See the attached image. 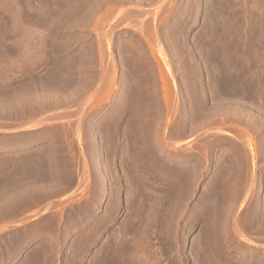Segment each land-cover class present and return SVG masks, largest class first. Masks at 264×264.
Returning <instances> with one entry per match:
<instances>
[{
    "label": "rangeland",
    "instance_id": "374dc122",
    "mask_svg": "<svg viewBox=\"0 0 264 264\" xmlns=\"http://www.w3.org/2000/svg\"><path fill=\"white\" fill-rule=\"evenodd\" d=\"M0 120L75 180L0 216V264H264V0H0Z\"/></svg>",
    "mask_w": 264,
    "mask_h": 264
},
{
    "label": "crops",
    "instance_id": "0c3cea01",
    "mask_svg": "<svg viewBox=\"0 0 264 264\" xmlns=\"http://www.w3.org/2000/svg\"><path fill=\"white\" fill-rule=\"evenodd\" d=\"M34 121L35 122L30 121V124L41 123L40 125L36 126L35 129L42 126V122L38 120ZM0 123L4 124L3 121ZM27 125L23 126L22 128L15 129V132H9L4 135L0 133V170L5 166L7 167L9 163V166L12 169L34 170L36 178L34 179L35 181L30 180L29 183L24 182L23 184H20V181H15L13 185L0 184V216H18L20 214L19 206L17 205L18 202H30V204H36L39 201L48 200L53 196H57L59 193L67 194L75 186L74 182L71 185H67V181L59 182L57 177L58 172L56 171L55 173H52V170H57L59 168V163L63 164L68 159V155L65 151L55 150L53 149V146L49 150H42V147L35 146L33 152H28L27 147H25L23 150L15 151V149H13L8 154L4 153L5 149H3V147H5V144L8 141H11L12 138L28 136L30 135L28 133L35 131L34 127L26 128ZM6 155L14 158V160L10 161L12 165L10 162L4 160ZM48 176L53 177L57 182L50 181V177ZM11 188H14L15 190L11 192ZM6 191L9 193L14 192V197H12L13 199L8 200V197H6L7 193L4 194Z\"/></svg>",
    "mask_w": 264,
    "mask_h": 264
},
{
    "label": "bare ground",
    "instance_id": "6f19581e",
    "mask_svg": "<svg viewBox=\"0 0 264 264\" xmlns=\"http://www.w3.org/2000/svg\"><path fill=\"white\" fill-rule=\"evenodd\" d=\"M96 29H97V28H96ZM97 30H98V29H97ZM99 33H100V32H99ZM101 33H102V32H101ZM171 38H172V37H171ZM179 38H180V37H179ZM155 39H157L156 36H155ZM172 39H173V38H172ZM154 41H155V40H154ZM155 43H156V41H155ZM154 57H155V56H154ZM166 59H167V58H166ZM165 63H166V62H165ZM113 65H114V64H113ZM113 65H112V66H113ZM110 66H111V65H110ZM112 66H111V67H112ZM168 66H169V65H168ZM168 66H167V67H168ZM107 67H108V66H107ZM168 68H169V67H168ZM110 69H111V68H110ZM112 69H113V68H112ZM116 71H117V70L113 69V72H112V74L110 75V77L107 76L108 79H109V78L112 79V80H110L111 82L115 80ZM110 72H111V71H110ZM103 73H104V72H103ZM105 74H106V72H105ZM105 74H104V75H105ZM107 74H108V73H107ZM104 75H103V76H104ZM108 79H107V80H108ZM108 81H109V80H108ZM110 81H109V82H110ZM114 82H116V81H114ZM34 83H35V82H34ZM112 83H113V82H112ZM36 84H37V83H36ZM36 84H34V85L36 86ZM51 85H52V84H51ZM51 85H50V86H51ZM37 86H38V84H37ZM53 86H54V85H53ZM57 86H58V85H57ZM114 87H115V86H114ZM56 90H57V89H56ZM57 92H58V91H57ZM165 92H166V91H165ZM167 93H168V92H167ZM167 96H168V94L165 95V98H166V99H167ZM106 102H107L108 104L110 103L109 100H107ZM106 105H107V104H106ZM123 105H124V104H123ZM123 105H122V106H123ZM16 112H17V111H16ZM25 112H26V111H25ZM102 113H103V112H102ZM12 115H13V114H12ZM26 115H27V113H26ZM28 115H29V114H28ZM41 116H42V115H41ZM13 118H14V117H13ZM13 118H12V119H13ZM33 118H34V117H33ZM16 119H17V118H16ZM26 119H27V118H26ZM29 120H30V119H29ZM46 120H47V119H46ZM43 121H44V120H43ZM34 122H35V121H34ZM40 122H41V121H40ZM29 123H30V122H29ZM36 123H37V122H36ZM16 124H17V123H16ZM39 124H41V123H39ZM37 125H38V124H37ZM27 126H28V125H27ZM29 126H30V124H29ZM29 126H28V127H29ZM31 127H32V125H31ZM31 127H30V128H31ZM64 131H65V130H64ZM66 134H67V133H66ZM93 134H94V133H93ZM95 136H96V135H95ZM9 142H10V141H9ZM9 142H8V143H9ZM10 144H11V143H10ZM12 144H13V142H12ZM97 145H98V144H97ZM102 152H103V151H102ZM167 152H168V151H167ZM166 154H167V153H166ZM173 154H174V153L169 152V153H168V157H169V158L172 157ZM46 158H47V157H46ZM100 158H101V157H100ZM102 159H103V158H102ZM97 161H98V160H97ZM98 162H100V161H98ZM101 162H102V161H101ZM103 163H104V162H103ZM99 164H100V163H99ZM13 165H14V164H13ZM100 165H101V164H100ZM100 165H99V166H100ZM102 166H103V165H102ZM100 168H101V167H100ZM53 169H54V167H53ZM98 169H99V168H98ZM103 169H105V168H103ZM3 170H4V169H3ZM23 170H24V169H23ZM6 171H7V170H6ZM25 171H26V173H25V174H26V178H28V179H33V178L35 179V178H36L34 170H32V169H27V170H26V169H25ZM99 171H100V169H99ZM12 172H13V171H12ZM17 172H18V171H17ZM42 173H43V172H42ZM52 173H54V170H52ZM52 173H51V174H52ZM105 173H106V172H105ZM47 174H48V173H47ZM103 174H104V173H103ZM179 174L181 175V173H179ZM180 175H179L178 177L175 175V177H177L176 179L178 180V182H179V181H182L181 179L183 178L182 175H181V177H180ZM22 176H23V175H22ZM34 176H35V177H34ZM56 176H57V175H56ZM40 177H41V176H40ZM48 177H50V176H48ZM57 177H58V176H57ZM71 177H72V176H71ZM24 178H25V177H24ZM69 178H70V177H69ZM21 179H22V178H21ZM21 179H20V180H21ZM34 179H33V180H34ZM71 179H72V178H71ZM71 179H70V180H71ZM38 180H39V178H38ZM177 180H175V181H176L175 183H177ZM21 181H22V180H21ZM34 181H35V180H34ZM50 181H55V182H57L56 180H54L53 177H50ZM58 181L61 182L60 179H58ZM67 181H68V180H67ZM71 181H72V180H71ZM73 181L75 182L74 179H73ZM181 183H183V182H181ZM181 183H179V184H180V187H181ZM22 184H23V183H22ZM68 184H71V183L68 182ZM177 184H178V183H177ZM37 185H38V184H37ZM103 186H104V185H103ZM178 186H179V185H178ZM20 187H21V186H20ZM175 187H176V185H175ZM175 187H174L173 190L176 189ZM16 188H17V187H16ZM21 188H23V187H21ZM18 189H19V188H18ZM14 190H15L14 188H11V192L14 191ZM103 190H104V189H103ZM178 190H179V188H178ZM175 191H176V190H175ZM175 191H174V192H175ZM179 191H180V190H179ZM177 193H178V192H177ZM177 193H176V194H177ZM174 194H175V193H174ZM174 194H173V195H174ZM176 194H175V195H176ZM103 195H105L104 191H103V193L101 192V196H103ZM175 195H174V196H175ZM178 195H180V194H177V196H178ZM181 195H182V194H181ZM174 196H173V197H174ZM182 196H183V195H182ZM182 196H181L180 198H182ZM178 197H179V196H178ZM176 198H177V197H176ZM100 199H101V198H100ZM178 199H179V198H178ZM178 215H179V214H178ZM179 216H180V215H179ZM172 221H173V220H172ZM174 221L176 222V219H175ZM176 223H177V222H176ZM172 225H173V223H172ZM175 226H176V225H175ZM175 226H174V227H175ZM176 227H177V226H176ZM131 229H132V228H131ZM131 229H130V230H131Z\"/></svg>",
    "mask_w": 264,
    "mask_h": 264
}]
</instances>
